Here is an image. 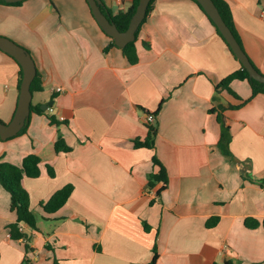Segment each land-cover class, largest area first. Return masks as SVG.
<instances>
[{
    "label": "crops",
    "instance_id": "crops-1",
    "mask_svg": "<svg viewBox=\"0 0 264 264\" xmlns=\"http://www.w3.org/2000/svg\"><path fill=\"white\" fill-rule=\"evenodd\" d=\"M240 44L264 73V0H224ZM107 12L132 0H101ZM0 35L33 58L41 88L21 134L0 139V160L20 165L39 157V175L23 176L35 228L10 238L15 221L0 185V264H264V95L246 80L231 94L215 86L240 68L192 0H154L135 40L130 64L110 44L86 0L0 3ZM19 67L0 50V121L12 118ZM60 87V91L56 88ZM34 101V102H33ZM154 147H135L153 113ZM220 114L229 127L225 155ZM50 118L52 121H50ZM58 136L68 150L56 151ZM167 174L146 187L158 171ZM72 191L55 212L41 207L64 185ZM25 245L28 246L25 249Z\"/></svg>",
    "mask_w": 264,
    "mask_h": 264
},
{
    "label": "trees",
    "instance_id": "trees-1",
    "mask_svg": "<svg viewBox=\"0 0 264 264\" xmlns=\"http://www.w3.org/2000/svg\"><path fill=\"white\" fill-rule=\"evenodd\" d=\"M194 1L198 7L201 9V11L205 14L207 19L210 21V23L214 26L216 29V33L220 36V38L224 41L225 45L227 46L228 50L232 54V56L236 59L235 55L231 51L229 45L221 35V33L217 30L215 24L212 22V20L209 18V16L205 13L201 5L196 1ZM22 1L14 2V3H7L5 1H0L2 4L6 5H19ZM87 2V1H86ZM154 0H150L148 3L145 17L143 18L142 22L138 26V29L135 32V38L138 34V31L140 29L141 24L145 20L146 16L152 9V4ZM215 6L217 7L222 19L224 22L228 25L232 33L234 34L236 40L240 44V41L237 37V34L233 27L232 17L229 10L228 5L224 0H213ZM138 3V0H132L130 7L122 12H119L115 15H111L109 12H107L105 6L103 3L101 4L102 11H106L108 13V18L116 25V27L123 31L127 28L128 21L133 14L135 7ZM97 23V22H96ZM99 26V25H98ZM101 29V28H100ZM102 30V29H101ZM102 32L108 36L103 30ZM110 38V44L114 47H117L113 41V39ZM136 40V39H135ZM135 40L132 42H129L126 44L123 48H120L126 57L127 61L130 64H134L137 61V51L135 46ZM241 46V44H240ZM242 48V46H241ZM243 49V48H242ZM8 55L7 53H5ZM19 67V77H21V69L19 64L15 61L13 57L8 55ZM237 60V59H236ZM252 63V62H251ZM253 65V64H252ZM254 66V65H253ZM258 70V69H257ZM259 71V70H258ZM38 74H35V77L33 78L31 85H30V91L33 92L35 90H40V86L37 85L38 83ZM232 80H246L248 81L250 87H251V96H254L257 93H262L264 95V84L260 83L248 76L247 71L241 66L240 68L229 75H227L223 80H221L216 86L215 91L219 92L221 89H225L231 94L235 95V93L230 89L229 84ZM161 104H159L156 111H154L152 114L156 115ZM35 112L38 114H42L43 111L40 109L39 105H33L30 104V113ZM147 114V113H146ZM218 122H220L222 131L220 135V140L218 142L221 151L225 155H230V152L228 150V141H229V127L225 125L224 120L222 119L221 115L218 114L216 116ZM50 121L52 119L50 118ZM27 125L18 132V134H21L25 131ZM147 127V135L144 138V140L134 139V146L135 147H147V148H153L154 147V137L157 133L156 125L154 123H146ZM17 134V135H18ZM54 148L56 151L59 150H68L69 147L65 146L63 139L61 136H58L57 140L55 141ZM152 163L156 166H158V171L155 173H150L147 177V183L146 187L148 189L153 188L157 183H161V187L157 190V194H160V192L166 187L167 185V174L164 166L161 164V162L158 160V158L155 155H152L151 157ZM39 157L34 154H29L26 157L23 158L22 163L20 165H14L12 163L2 161L0 160V185L8 192L9 194V209L10 211L14 212L15 214V221L10 223L8 228V233L11 239L13 240H22L26 238V234L23 233L20 228V223H25L31 228H35V220L36 216L35 214L30 210L29 208V197L27 191L22 187L21 185V179L23 176L28 177H36L39 175ZM72 191V186L70 184L64 185L60 189L56 190L50 198L41 204V207L43 210L47 213H52L58 210L67 200L68 196L70 195ZM244 225L248 228H255L258 225H261L264 228V218L259 221L255 218H247L245 219ZM28 246L25 245V249H27ZM157 259V253H154L151 261L149 264H155Z\"/></svg>",
    "mask_w": 264,
    "mask_h": 264
},
{
    "label": "water",
    "instance_id": "water-1",
    "mask_svg": "<svg viewBox=\"0 0 264 264\" xmlns=\"http://www.w3.org/2000/svg\"><path fill=\"white\" fill-rule=\"evenodd\" d=\"M7 3H14L23 0H0ZM92 16L99 27L110 36L117 47L123 48L129 42L135 40V32L145 17L146 9L150 0H138L133 14L131 15L127 28L120 31L116 25L108 18V13L102 11L101 0H86ZM205 13L215 24L231 51L239 61L241 66L247 71L248 76L264 84V73L258 71L249 60L248 56L241 48L234 34L222 19L213 0H196ZM0 50L15 59L21 69V79L19 84V94L14 114L7 123L0 121V139L5 140L18 134L25 126L30 114V104L32 92L30 85L36 74V67L30 53L21 45L17 44L8 37L0 35ZM52 105V101L40 105L42 110H46Z\"/></svg>",
    "mask_w": 264,
    "mask_h": 264
},
{
    "label": "built area",
    "instance_id": "built-area-1",
    "mask_svg": "<svg viewBox=\"0 0 264 264\" xmlns=\"http://www.w3.org/2000/svg\"><path fill=\"white\" fill-rule=\"evenodd\" d=\"M262 13H264V7H263V10H262ZM60 89H61L60 87L56 88L57 91H60ZM145 121H146V123H154V121H155L154 115L152 113H147L145 115Z\"/></svg>",
    "mask_w": 264,
    "mask_h": 264
},
{
    "label": "rangeland",
    "instance_id": "rangeland-1",
    "mask_svg": "<svg viewBox=\"0 0 264 264\" xmlns=\"http://www.w3.org/2000/svg\"><path fill=\"white\" fill-rule=\"evenodd\" d=\"M34 102V101H33Z\"/></svg>",
    "mask_w": 264,
    "mask_h": 264
}]
</instances>
